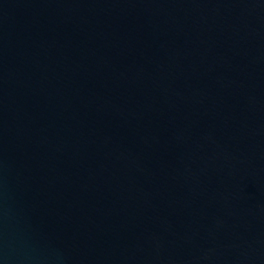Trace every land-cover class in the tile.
Instances as JSON below:
<instances>
[{"label": "water", "instance_id": "water-1", "mask_svg": "<svg viewBox=\"0 0 264 264\" xmlns=\"http://www.w3.org/2000/svg\"><path fill=\"white\" fill-rule=\"evenodd\" d=\"M0 264H264V0H0Z\"/></svg>", "mask_w": 264, "mask_h": 264}]
</instances>
